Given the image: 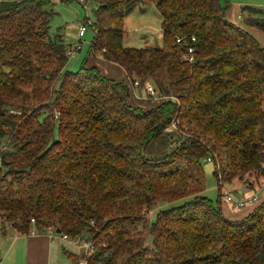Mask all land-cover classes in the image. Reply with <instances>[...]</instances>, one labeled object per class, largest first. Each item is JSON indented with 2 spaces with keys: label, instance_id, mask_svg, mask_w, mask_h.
Returning <instances> with one entry per match:
<instances>
[{
  "label": "trees",
  "instance_id": "trees-1",
  "mask_svg": "<svg viewBox=\"0 0 264 264\" xmlns=\"http://www.w3.org/2000/svg\"><path fill=\"white\" fill-rule=\"evenodd\" d=\"M134 1L86 0L94 38L72 72L71 46L50 34L53 0H0V224L90 241L88 258L67 253L72 264H264V199L238 221L221 209L224 182L264 187V45L222 0H144L161 15L162 47H127ZM244 22L264 32L263 18ZM98 56L126 80L90 64ZM136 81L168 100L134 105ZM164 137L169 151L147 158ZM209 158L217 204L204 196Z\"/></svg>",
  "mask_w": 264,
  "mask_h": 264
},
{
  "label": "rangeland",
  "instance_id": "rangeland-1",
  "mask_svg": "<svg viewBox=\"0 0 264 264\" xmlns=\"http://www.w3.org/2000/svg\"><path fill=\"white\" fill-rule=\"evenodd\" d=\"M223 8L226 10V19L238 27L242 28L244 31L248 32L252 37H254L261 45H264V32L260 31L254 27H250L245 24L244 19L249 16L259 17L264 19V0H222L221 1ZM53 10L54 16L51 19L50 23V34L55 37L61 35L66 43L71 47H75L79 43L82 46V50L77 52L73 57H70L69 62L66 66L68 71L78 72L85 60L88 59L90 54V49L92 46L94 31L86 23L92 24L94 22L93 10L94 5L91 3L83 4L80 0L74 1L71 3H62L60 0H53ZM131 12L128 14L124 23V42L127 47L132 48H160L162 47V33H161V15L153 3L146 2L144 0H135L131 3ZM252 8L259 10V12H251L249 9ZM85 25L87 28L86 35L82 38L79 37L80 26ZM101 56H98L97 61H93V64H101ZM102 71V70H101ZM103 72V71H102ZM104 74V73H103ZM106 75V74H105ZM140 90H137L136 98H145V93L141 94ZM134 98V105H139V101ZM143 102L142 105L145 108H148L147 102ZM156 102H154L155 104ZM167 140L164 137L161 140L153 142L145 156L149 159H157L162 157L166 152L169 151ZM204 170L206 172V181L207 188L204 193V196L214 201L215 204L219 201V186L218 181L215 176V168L211 162L207 160L203 163ZM224 189L222 194L226 192H232L236 196H241L244 193L252 194L253 192L249 189H245V185H241L239 182L233 185H229L224 182ZM242 186L244 188H242ZM259 189V199H264V189L263 187ZM258 189H256L258 191ZM189 199L179 200L173 203H165L158 206L157 209L149 212L148 216L151 221H155L157 213L161 209L173 208L180 206ZM255 204L254 206H256ZM230 206V205H229ZM227 202L224 198L221 199V209L226 208L228 219H240V214L235 216H229L228 213H237L241 212L242 214L247 213L249 210L253 209L252 207L243 208L236 210L235 212L229 208ZM234 210V209H233ZM223 213V211H222ZM242 220V219H240ZM60 238V236H59ZM152 238L148 237L147 243L151 244ZM58 247V249H57ZM53 254H52V264H72L67 253H72L79 255L82 253V250L79 249L76 245H71L67 242H55L53 244ZM3 257L0 254V258ZM6 264H11L10 261H7ZM19 264H26L25 261ZM28 264V263H27Z\"/></svg>",
  "mask_w": 264,
  "mask_h": 264
},
{
  "label": "crops",
  "instance_id": "crops-1",
  "mask_svg": "<svg viewBox=\"0 0 264 264\" xmlns=\"http://www.w3.org/2000/svg\"><path fill=\"white\" fill-rule=\"evenodd\" d=\"M161 33H162V29H161ZM100 63L101 64H98V67L100 68V70L103 71L102 73L106 74V76L113 78L115 80H119V81L126 80V74L120 66L113 64V63H106L102 59H100ZM90 64H93L92 60ZM136 99L137 101H140V102L143 101L144 103H146L145 100H147V97L145 98L141 97L139 99L138 98ZM263 109H264V102H263ZM242 188L244 187L242 186ZM256 193H259V190L256 191ZM241 196H248V193L247 194L244 193ZM261 201L263 200L259 199L257 204H259ZM227 205L229 206L230 204L227 202ZM229 208L232 209V211L234 212L236 211V209L232 208L231 206H229ZM253 209L249 210L245 214H242L241 212H237L233 214L228 213V215L231 217V216L240 214L238 216H240V219H243L247 217V215ZM222 211H223V215L226 217V214H227L226 208H222ZM240 219H228V220L238 221ZM33 233L34 234L23 235V234L18 233L16 230H14L11 227H7L6 229H4V226L0 224V254L3 255V257L0 258V264H6L7 261H10L11 264H19V263H22L23 261H25L26 264L27 263L28 264H52L53 244L55 242H61L63 240L59 238L58 236L55 238L53 237L52 239L51 237L53 234L52 232L37 233L34 231ZM64 242L66 241H63V243ZM67 243L71 245H75L70 242H67ZM76 246L82 250L81 254L85 253V249H83L82 247L78 245Z\"/></svg>",
  "mask_w": 264,
  "mask_h": 264
},
{
  "label": "built area",
  "instance_id": "built-area-1",
  "mask_svg": "<svg viewBox=\"0 0 264 264\" xmlns=\"http://www.w3.org/2000/svg\"><path fill=\"white\" fill-rule=\"evenodd\" d=\"M80 1L83 4H86V0H80ZM86 32H87L86 26L85 25L80 26L79 37L80 38L84 37L86 35ZM192 41L195 42L196 41L195 38H193ZM181 42H182L181 39H179L178 43H181ZM81 50H82V46L79 43L75 47H69L67 50V55L69 58L73 57L77 52H79ZM194 52H195V49L193 47L189 46L187 49V52H186V56H185L186 60L192 64L195 62ZM139 85L140 84L138 81H136L134 83L128 82V86H129L130 90H132L134 92L135 98H136L137 90H139V88H138ZM144 90L147 94V98L153 100L154 102L159 103L161 101L168 100V98L165 95L159 93L153 87V85L150 83H146ZM177 125H178V123H174L172 125L171 129L177 130ZM207 161L211 162V159L209 158V159H207ZM224 199L230 204V206L232 208H234L236 210H240L243 208L252 207L255 204H257L259 201V196H258V193H255L252 195L239 197V196H235L234 194H232L230 192H226ZM32 223H34V220L32 221ZM32 234H34V233H32ZM51 237L53 239V237L55 238V237H57V235L55 233H53ZM60 238L63 241L70 242L72 244L78 245V246L82 247L83 249H85V257L86 258H88L95 251V247L93 246V244L90 241L83 240L82 237H80V236H77L75 238H71V237H68L66 235H62ZM80 264H86V261L82 260L80 262Z\"/></svg>",
  "mask_w": 264,
  "mask_h": 264
},
{
  "label": "water",
  "instance_id": "water-1",
  "mask_svg": "<svg viewBox=\"0 0 264 264\" xmlns=\"http://www.w3.org/2000/svg\"><path fill=\"white\" fill-rule=\"evenodd\" d=\"M57 233H58V234H61V231H60V230H57Z\"/></svg>",
  "mask_w": 264,
  "mask_h": 264
}]
</instances>
